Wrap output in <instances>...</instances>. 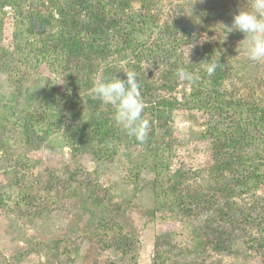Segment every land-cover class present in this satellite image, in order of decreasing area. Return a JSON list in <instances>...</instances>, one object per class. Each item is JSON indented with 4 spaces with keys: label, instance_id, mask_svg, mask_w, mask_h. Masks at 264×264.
<instances>
[{
    "label": "rangeland",
    "instance_id": "374dc122",
    "mask_svg": "<svg viewBox=\"0 0 264 264\" xmlns=\"http://www.w3.org/2000/svg\"><path fill=\"white\" fill-rule=\"evenodd\" d=\"M160 1L162 6L151 11L155 14L154 34L170 16V7L183 5L179 18L187 28L185 35L177 41L181 46L177 51L183 52L185 63H189L191 55L211 56L219 51L223 61H228L224 65L227 74L220 93L228 100L242 101L246 97L264 106V62L247 59L241 41L243 34L237 31L227 33L222 25H230L233 14L247 8L249 0H230L211 11L191 8L189 4L194 0ZM198 1L209 0H195L194 3ZM47 3L51 18H58L53 6ZM3 11L6 14L0 28V45L7 55L0 58V264H264V235L257 241L260 217H264V201H260L256 208L251 206L254 196L264 200L263 175L253 176L246 172L249 176L244 187L235 188L231 196H220L222 205L218 204L219 208L224 202L241 204V219L238 220L236 215L239 210L234 209L230 220L240 221L245 226L242 237L238 226L234 228L232 222L228 223L231 240L226 248L222 246L214 250L208 240L204 241L205 221L214 217L203 206L177 208L170 219L166 218L170 213L164 210L153 212L154 192L147 184L152 180L157 163L158 167H163L161 162L165 154L170 153L173 170L207 167L216 158L222 159L217 165L225 166L223 157L229 155L226 147L214 149L217 145L209 142L206 136L214 127L215 136L222 139L223 133L232 130L228 120L217 118L213 122L209 110L184 108L177 104L170 115L162 114V107H157L155 102L164 99L188 100L189 82L176 78L166 84L160 79V73L170 68L166 63L153 60L136 63L140 48L148 44L137 51H119L112 45L106 62L91 61L96 72L90 77L78 73L65 81L62 76L50 74L44 65L35 71L31 68V61H20V52L15 51L18 42L14 36L16 25L10 22L12 10L7 6ZM144 32L148 34L149 29L145 28ZM191 44L193 47L187 58ZM171 46L164 49L169 51ZM233 51L236 54L229 59L226 54ZM112 67L117 68L116 72L119 70L116 77L122 80L126 79L124 71L141 70L150 75L153 96L141 94V97L153 113L144 107L142 116L150 122L145 140L158 159L156 156L147 158L144 154L137 156L141 145H127L128 135L121 128L118 136L123 135V144L112 159H98L95 148L88 150L83 145H72L65 140L63 132L66 131L80 142L91 141L85 130L90 116L86 102L88 98H94L91 92L94 80L105 68ZM244 75L249 76L250 86L254 88L251 93L249 86L236 80ZM48 81L55 83L62 93L52 104L48 99L41 101V91ZM73 81L78 85H73ZM68 91L69 96L65 98ZM148 101L150 106L146 103ZM10 106H13L16 117H13ZM30 114L61 115L62 128L38 142L33 138L28 141L24 131L13 127L12 123L3 124L8 116L11 119L7 120L12 122L16 118L31 119ZM242 119V132L249 136L245 151L263 162L264 135L253 123V116L247 108L242 109ZM130 165H133L132 175L126 177ZM230 182L240 184L235 176ZM100 224H104L105 229L101 230ZM211 225L214 230H220L217 222ZM116 236L122 239L112 240ZM119 242L124 249L133 244L135 254L125 255L117 247ZM106 244L112 245L107 247Z\"/></svg>",
    "mask_w": 264,
    "mask_h": 264
},
{
    "label": "trees",
    "instance_id": "16d2710c",
    "mask_svg": "<svg viewBox=\"0 0 264 264\" xmlns=\"http://www.w3.org/2000/svg\"><path fill=\"white\" fill-rule=\"evenodd\" d=\"M27 1L28 3L25 4ZM229 1L209 0L201 3L198 1L193 4L191 2L189 5L195 10L209 9L211 11L222 7L223 4L225 5ZM47 2H50V6H53L58 18H51L52 14L47 9V6H49ZM136 4L138 9H135ZM7 6L12 10L10 22L14 26L16 25L14 36L16 40L18 39V42L15 44V51L16 53L20 52V61H31V68L35 71H38L44 65L50 74L62 76L65 81L70 77L72 79L73 74L78 73L81 75L84 73V75L90 77L91 73L96 72L91 61L98 59L102 64L106 62L112 45L119 51L126 49L137 51L141 46L148 44L147 47L140 48L136 55V63L140 64L144 60H153V62H163L170 65L166 72L160 73V79H163L166 84L172 83L177 78L175 73L181 68L198 74L199 79L194 83H190L191 90L187 96L188 100L177 102L175 99H164L155 103L158 105L157 107H162V114L170 115L177 104L184 108L209 110L210 114L213 115V122L217 118L219 120L224 119V121L228 120L231 123L232 130L227 134L221 132L223 133L222 139L215 136L214 127L208 131L209 133L206 136L209 142L212 141L217 145L214 149L218 148L219 150L220 146L221 148L226 147L229 155L225 156L226 158L223 157L225 166H222V164L217 165V161L222 159L217 160L216 158L215 162L207 164V167L190 166L186 170H173L170 166V153L165 154L161 162L163 167H158L157 163L152 171V180L147 184L150 190L154 192L155 208L153 212L164 210L170 213V217L166 216L167 219H170L173 218L172 216L177 208L182 210L187 207L190 208L189 205H194V207L203 206L209 209L210 215L214 219L209 218L205 221L204 228L207 230L203 231V237L204 241H209V245L214 250H219L222 246L226 248L230 244L229 231L231 232V229L229 222L235 225L234 228L238 226L237 229L242 233V237L244 236V224H240V221L230 220L233 219L235 210H239L236 215H238V220L241 219L243 215L240 211L242 210L240 208L241 204L236 201L232 203L224 202V205L219 208L218 206L222 205L219 199L221 195L231 196L237 187H244L243 185L248 180L247 176H249L246 172L253 176L257 174V176H264V161L255 160L250 152L245 151L249 136L246 133L243 134L241 124L243 122L242 109L247 108L253 116V123L264 135V106L255 102L254 99L250 100L246 97L242 101L241 99L228 100L225 95L220 93L224 75L227 74L224 67L225 62L228 64L227 60L223 61L224 57H220L221 54L218 57L220 64L211 77L201 67L206 63L204 60L210 59L211 56L197 57L191 55L190 62L185 63L183 52L177 51L178 48L181 49V46L177 45V41L185 35L184 31L187 28L181 24L183 19L179 18V14L184 9L183 5H172L170 7V16L155 34L153 31V24L155 23L153 16L155 14L151 11L162 6L160 0H0V14L2 15L0 28L5 21L4 15L6 12L3 9ZM145 28L149 29L148 34L144 32ZM110 29L112 31L108 33ZM52 30L54 31L51 32ZM168 45H172L169 51L164 49ZM164 51L167 52L164 53ZM203 53L205 54V51ZM207 54H210V51ZM235 54V51L227 52L226 56L232 59ZM4 55H7V52L0 45V58ZM174 57L175 59H173ZM212 58L216 59L215 54ZM133 67L135 68L134 65ZM116 70L117 68L114 67L105 68L100 75L106 78L113 75L116 77L119 72V70L117 72ZM134 73H136L137 82L140 86V93L152 97L153 89L151 83H149L150 75L147 76L141 70H134ZM248 79L249 76L246 75L236 78L242 84L245 83V86H249V92L251 93L254 88L250 86ZM72 84L78 85L76 81H73ZM68 93L69 91L64 94L65 98H68ZM58 94L62 93L55 86V83L48 81L41 91V101L48 99L52 104L57 99ZM230 95L232 96L233 93L231 92ZM146 103L150 106L149 101ZM86 105L90 116L85 125V130L88 132L91 141L80 142L66 131L63 132L65 140L72 145H83L88 150L95 148V152H93L98 159H112L118 153L119 146L123 144L121 141L123 135L118 136L120 127H116L111 119L114 109L111 106L104 105L96 98H88ZM145 105V110L153 113L152 109L147 104ZM10 107L13 113L10 114L16 117L13 106ZM30 117L32 118L28 120L16 118L17 120L11 122V120H7L11 119L8 116L4 118L3 124L12 123L13 127L24 131L28 141L33 138L38 142H42L62 128L63 118L61 115L54 114L49 117V115L43 114H30ZM90 142H96V144L90 145ZM136 142L135 138L127 136L125 143L127 145H141L139 152L136 154L137 156L144 154L147 158L156 156V159H158V155L154 154L146 140ZM165 151L163 150V152ZM132 166L130 165L126 177L132 175ZM233 176L240 184L230 182ZM254 198L255 201L251 203L252 208H256V205H260V201H264L256 196ZM0 205L2 206V204ZM176 213L178 214V212ZM262 218L260 217L257 241H260L259 238L264 235V217ZM186 219H189V217H186ZM214 221L220 227L219 231L213 229L211 224ZM103 226L104 224H100L99 228H102L101 230L105 229ZM121 239V236H116L112 240ZM131 240L133 242V238ZM120 242L117 247L125 255L135 254L136 248L133 244L126 245L124 249L120 246ZM111 245L106 244L107 247Z\"/></svg>",
    "mask_w": 264,
    "mask_h": 264
},
{
    "label": "clouds",
    "instance_id": "9594fccd",
    "mask_svg": "<svg viewBox=\"0 0 264 264\" xmlns=\"http://www.w3.org/2000/svg\"><path fill=\"white\" fill-rule=\"evenodd\" d=\"M222 25L227 29V33L237 31L243 34L241 41L247 59L264 62V0H249L247 8H241L233 14L230 25ZM192 47L191 44L187 50V58ZM219 55L220 52L215 51L216 59L212 58V54L210 59L204 60L206 63L203 65V71L209 77L216 72L220 64ZM124 73L126 79L123 80L114 75L110 78L100 75L94 80L91 92L94 98L114 109L111 119L116 126L128 136L143 142L148 136L150 122L142 116L145 105L136 73L132 71ZM175 75L181 82L194 83L199 79L198 74L184 68L179 69Z\"/></svg>",
    "mask_w": 264,
    "mask_h": 264
}]
</instances>
